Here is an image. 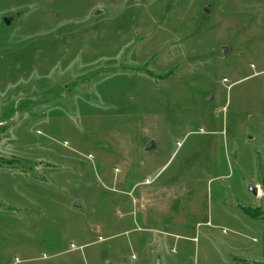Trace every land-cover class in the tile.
Masks as SVG:
<instances>
[{
    "label": "rangeland",
    "instance_id": "rangeland-1",
    "mask_svg": "<svg viewBox=\"0 0 264 264\" xmlns=\"http://www.w3.org/2000/svg\"><path fill=\"white\" fill-rule=\"evenodd\" d=\"M158 263L264 264V0H0V264Z\"/></svg>",
    "mask_w": 264,
    "mask_h": 264
},
{
    "label": "water",
    "instance_id": "water-1",
    "mask_svg": "<svg viewBox=\"0 0 264 264\" xmlns=\"http://www.w3.org/2000/svg\"><path fill=\"white\" fill-rule=\"evenodd\" d=\"M18 16H19V13H16V14H15V17L18 18ZM12 18H13V17H3V18H2V21H3V23H4V25H5L6 27H8V26L10 25ZM220 51H221V54H222V55H224V54L227 52V50H226L225 47H222ZM148 147H149V146H148ZM251 191H252V193H253L254 195L256 194V189H255V188H251ZM158 264H160V263H158Z\"/></svg>",
    "mask_w": 264,
    "mask_h": 264
}]
</instances>
